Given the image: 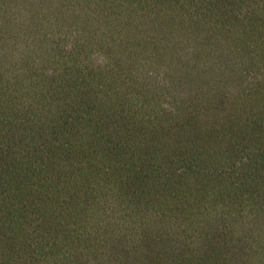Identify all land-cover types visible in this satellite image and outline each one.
I'll return each mask as SVG.
<instances>
[{"label":"trees","instance_id":"obj_1","mask_svg":"<svg viewBox=\"0 0 264 264\" xmlns=\"http://www.w3.org/2000/svg\"><path fill=\"white\" fill-rule=\"evenodd\" d=\"M0 264H264V0H0Z\"/></svg>","mask_w":264,"mask_h":264}]
</instances>
